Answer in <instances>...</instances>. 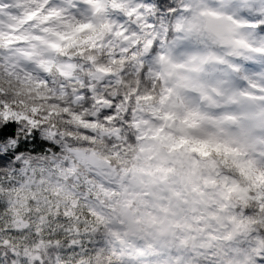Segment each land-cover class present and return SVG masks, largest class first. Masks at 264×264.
Wrapping results in <instances>:
<instances>
[{
    "label": "clouds",
    "instance_id": "obj_1",
    "mask_svg": "<svg viewBox=\"0 0 264 264\" xmlns=\"http://www.w3.org/2000/svg\"><path fill=\"white\" fill-rule=\"evenodd\" d=\"M0 264H264V0H0Z\"/></svg>",
    "mask_w": 264,
    "mask_h": 264
}]
</instances>
